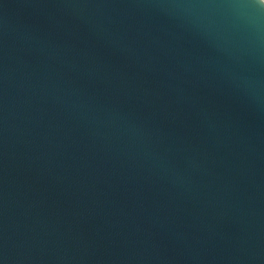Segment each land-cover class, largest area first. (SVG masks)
I'll return each instance as SVG.
<instances>
[{
    "label": "water",
    "instance_id": "1",
    "mask_svg": "<svg viewBox=\"0 0 264 264\" xmlns=\"http://www.w3.org/2000/svg\"><path fill=\"white\" fill-rule=\"evenodd\" d=\"M0 264H264V0H0Z\"/></svg>",
    "mask_w": 264,
    "mask_h": 264
}]
</instances>
